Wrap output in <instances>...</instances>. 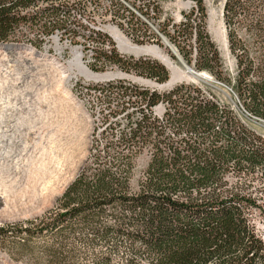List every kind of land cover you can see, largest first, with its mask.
I'll return each mask as SVG.
<instances>
[{
    "label": "trees",
    "instance_id": "16d2710c",
    "mask_svg": "<svg viewBox=\"0 0 264 264\" xmlns=\"http://www.w3.org/2000/svg\"><path fill=\"white\" fill-rule=\"evenodd\" d=\"M82 1L93 2L77 5ZM191 1L178 23L160 21L153 1L141 0L138 9L152 14L183 61L213 82L168 89L109 85L114 101L125 97L131 108L124 122L116 118L93 140L85 165L52 209L15 232L0 228V237H20L22 249L29 239L46 237L39 253L31 247L36 264L42 258V264H84L77 246H105L90 264H112L115 257V264H264V237L255 222L264 217V134L248 123L264 124V0L223 2L232 66L206 32L204 0ZM70 9L54 0H0V43L14 41L10 35L27 24L64 27ZM137 30L132 26L130 33L142 43ZM113 63L157 83L169 77L148 56ZM122 103H115L114 115ZM143 152L147 162L132 188L133 162Z\"/></svg>",
    "mask_w": 264,
    "mask_h": 264
},
{
    "label": "rangeland",
    "instance_id": "374dc122",
    "mask_svg": "<svg viewBox=\"0 0 264 264\" xmlns=\"http://www.w3.org/2000/svg\"><path fill=\"white\" fill-rule=\"evenodd\" d=\"M54 1L56 4L71 8L69 10L70 21L64 27L52 29L45 28L43 24L36 26L27 24L10 35L14 41L0 43V85L2 81L6 82L7 85L3 88V93H11L16 96H18L17 94L23 96L26 93H31L33 96L40 92L45 96V100L50 102V105L54 104L53 106H55V109L49 114L62 120L58 125L65 124L76 131L77 139L69 147L68 155L64 157V160L62 158L58 161L59 163L49 165L46 162L40 165L39 175L48 176L49 191H57L53 202L48 204L42 198L30 201L28 204L18 205L15 210H0V228L8 227L14 232L17 227L26 226L52 209L56 199L61 196L85 165L93 140L100 137L103 130L109 131L116 118H119L122 123L124 122V118L131 108L127 107L125 97H119L120 100L114 101L116 95H114V89L109 86L112 82L119 81L124 85L134 84L156 89H168L157 88L156 85L167 83L171 71H174V75L178 77L176 83L204 81V79L197 80L185 75L183 65L205 76V80L213 82L207 73L196 71L192 65L183 61L176 47L161 33L158 21L151 17L152 14L144 16L139 12L138 6L141 5V0H137L135 5L132 0H93L92 3L82 1L81 7L77 5L81 0ZM150 1L154 2L155 11L160 16V21L167 19L173 23H178L182 13L188 12L194 5L191 0ZM223 2L224 0H204L205 28L219 51L227 58L228 66H232V59L226 50L225 27L221 17ZM46 6V2L39 3L32 11L35 12ZM116 6L120 7V16H116L113 12ZM63 13L64 10L61 11V15ZM132 26L138 29L136 34L139 36V42L143 40L142 43L133 39L130 33ZM113 33L119 38H114ZM90 35L92 36L89 37ZM109 42H112L117 57H111ZM6 46H12L14 50L6 48ZM148 48L151 51H158L159 57L151 52H144L145 50L149 51ZM30 51L35 54L30 55ZM142 56H148L162 63L169 71L168 80L157 83L132 71L121 69L116 63H113L118 60L119 63L125 64ZM160 57L168 59L171 66H166ZM82 66L88 73L81 69ZM93 66L96 68L95 70L92 69ZM23 77L29 83H19ZM102 90L103 92H101ZM48 97L50 98L48 99ZM117 102H123L124 109L114 115L115 108L113 107ZM159 112L160 109L156 108L155 113ZM248 123L264 134V124L249 121ZM42 147L47 149V143ZM80 159L81 165L74 173V165ZM146 162L145 152L133 162L129 182L132 188L137 185ZM57 165L62 167L58 169ZM259 176V173L256 174V179ZM0 183L5 184L2 176H0ZM256 184L257 181H255ZM259 196L264 202V187ZM255 222L258 232L264 237V217H257ZM20 239L15 235H1L0 264H36L34 256H37V251L39 253L38 246L45 243L46 237L40 238L37 242L34 239H29L25 249L20 247ZM31 247L38 249L35 254ZM77 248L79 261L84 264L91 263L90 256L92 254L105 251V246H94L92 251L85 246H77ZM117 259L119 258L115 257L112 264H115ZM42 261L43 258L40 260L41 264Z\"/></svg>",
    "mask_w": 264,
    "mask_h": 264
},
{
    "label": "bare ground",
    "instance_id": "6f19581e",
    "mask_svg": "<svg viewBox=\"0 0 264 264\" xmlns=\"http://www.w3.org/2000/svg\"><path fill=\"white\" fill-rule=\"evenodd\" d=\"M113 36L116 39L119 38L114 33ZM6 48L14 50L12 46H6ZM144 52L153 51L149 49ZM34 54L33 51H30V55ZM162 61L167 66H171L165 57L162 58ZM81 69L86 70L83 66ZM85 73L88 71L86 70ZM172 73L175 72L172 71ZM185 75L192 76L193 74L190 70L185 69ZM27 82L28 80L24 77L19 81L21 84ZM6 85V82L3 81L0 85V176L5 182V184L0 183V210H15L18 205L28 204L30 201L42 198L49 204L54 201L57 191H49L48 176L39 175L40 165L46 162L51 165L62 158L64 160V157L68 155L69 147L77 139V133L65 124L58 125L62 120L49 114L55 109L54 104L50 105V102L48 103L40 92L33 96L31 93H23V96L11 93L9 95L3 93V88ZM52 137L54 138L52 139ZM35 142L39 144L37 145ZM45 143H47V149L42 147ZM80 163L81 159L75 163L74 173L81 165ZM61 167L58 166V169Z\"/></svg>",
    "mask_w": 264,
    "mask_h": 264
},
{
    "label": "water",
    "instance_id": "95a60500",
    "mask_svg": "<svg viewBox=\"0 0 264 264\" xmlns=\"http://www.w3.org/2000/svg\"><path fill=\"white\" fill-rule=\"evenodd\" d=\"M151 53L159 57V53H158V51H157V52H154V51H153V52H151ZM165 65H166V64H165ZM166 66H167V65H166ZM183 66H184L185 69H188V70H190V71L192 72L193 75H192V76H189V77L195 78V79H197V80H199V79H205V78H206V77L203 76L202 74H200V73H196V72L192 71L191 69L187 68L185 65H183ZM170 73H171V75H170L169 80L167 81V83L162 84V85H156L157 88H170L173 84L176 83V81H178V80H177L178 77L174 76V74L172 73V71H171ZM147 82L149 83V81H146V83H147Z\"/></svg>",
    "mask_w": 264,
    "mask_h": 264
}]
</instances>
